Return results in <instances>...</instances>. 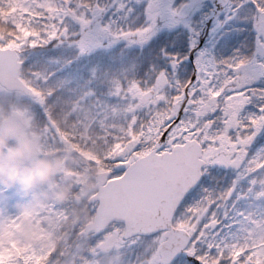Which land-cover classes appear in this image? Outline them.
<instances>
[{"label": "snow or ice", "instance_id": "1", "mask_svg": "<svg viewBox=\"0 0 264 264\" xmlns=\"http://www.w3.org/2000/svg\"><path fill=\"white\" fill-rule=\"evenodd\" d=\"M0 98L61 144L71 101L107 165L95 239L127 264H257L236 229L264 177V0H0Z\"/></svg>", "mask_w": 264, "mask_h": 264}, {"label": "rangeland", "instance_id": "2", "mask_svg": "<svg viewBox=\"0 0 264 264\" xmlns=\"http://www.w3.org/2000/svg\"><path fill=\"white\" fill-rule=\"evenodd\" d=\"M18 100L22 101L21 106L5 110L2 118L10 141L7 152L0 149V261L8 264L23 255L25 264H47L42 261L50 258V252L68 253L72 245L70 233L65 232V238V228L60 230L59 219H65L62 205L90 206L97 174L107 166L102 162L89 163L94 158L92 154L72 146L56 125L64 140L61 144L47 125L36 124L35 113L27 109L30 102ZM82 110L89 112L90 105L84 104ZM93 147L87 146L91 151ZM261 197L259 194L257 199L262 201ZM254 203L260 205L258 201ZM257 206L243 210L244 219L236 236L241 249L255 246L257 264H264V205L262 210ZM90 210L92 215L91 207ZM72 224L81 229L83 221L75 217ZM109 235L114 234L100 240L87 236L73 247V255L64 264H127L126 253L119 244L111 253L102 251ZM81 247L84 257L78 258L75 252Z\"/></svg>", "mask_w": 264, "mask_h": 264}, {"label": "trees", "instance_id": "3", "mask_svg": "<svg viewBox=\"0 0 264 264\" xmlns=\"http://www.w3.org/2000/svg\"><path fill=\"white\" fill-rule=\"evenodd\" d=\"M8 12H5V15H7ZM71 103L70 100L68 99H60L57 102H54L52 105L49 106V110H50V118L53 120L54 124L58 126V129L61 131V133L63 135H65L64 137L70 142L72 143V145L77 146V148L79 149H87V147H85L83 144L80 143H75L73 142V140L71 139V137L74 135V128H75V124L73 121L70 120V111L67 107V105ZM22 104V101L19 102V100L17 99L16 101L12 102L11 106L9 104V102L4 99V98H0V149L6 151L7 150V144L9 143V139L7 138V130L5 129V127H2V118L4 117V111L8 110L10 111L12 108H14V106H18ZM57 106H59L60 110L56 111V112H52L51 110L55 109ZM84 105H81V108ZM32 107V105H28L27 108ZM35 116H36V112L34 111ZM36 124H39V126L41 125V122L39 121V119L36 117ZM102 149L100 148L99 145H96L93 147V151H101ZM88 152H90V150H87ZM96 152H92L96 154ZM259 184L260 187L258 188V190L255 191L253 197H255L256 195L261 194L262 196H264V177L259 178ZM245 202L242 205V208H244L245 206ZM81 204H74L70 207L68 206H63V209H65V219L63 218L62 220V224L63 226L65 225V232L70 233V237L68 238L69 240L72 241V245L69 248L68 253H63V251H59V252H50L52 255H50V258L48 260H44L42 261V263L47 262V264H56V262H62V264H64V260L70 256H72L73 254V247L76 245V241L79 240V234L81 229H79L77 226H73L72 222L74 220L75 217H80L81 221H83V223H86L87 221H89V216H86V212L87 215H90L91 217V213L89 211V206H86L85 208H82ZM73 209V210H72ZM87 210V211H86ZM63 228V229H64ZM66 235V234H65ZM66 238V236H65ZM61 246V243H60ZM59 246V247H60ZM64 254V256H63ZM50 260V262H49ZM41 264V263H40Z\"/></svg>", "mask_w": 264, "mask_h": 264}, {"label": "water", "instance_id": "4", "mask_svg": "<svg viewBox=\"0 0 264 264\" xmlns=\"http://www.w3.org/2000/svg\"><path fill=\"white\" fill-rule=\"evenodd\" d=\"M96 190H97V194L94 197L108 193L109 181H108L106 173L99 174V182L96 185ZM117 212H118V209H117ZM102 223H103V221H101L98 217L95 216L94 221L87 225L85 234L95 233V230H97L99 227H101Z\"/></svg>", "mask_w": 264, "mask_h": 264}]
</instances>
